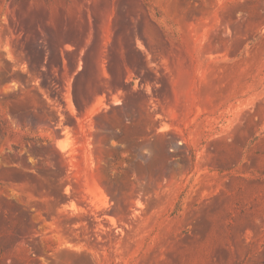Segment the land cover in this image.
Wrapping results in <instances>:
<instances>
[{"label": "rangeland", "instance_id": "obj_1", "mask_svg": "<svg viewBox=\"0 0 264 264\" xmlns=\"http://www.w3.org/2000/svg\"><path fill=\"white\" fill-rule=\"evenodd\" d=\"M0 264H264V0H0Z\"/></svg>", "mask_w": 264, "mask_h": 264}, {"label": "trees", "instance_id": "obj_2", "mask_svg": "<svg viewBox=\"0 0 264 264\" xmlns=\"http://www.w3.org/2000/svg\"><path fill=\"white\" fill-rule=\"evenodd\" d=\"M44 56H45V51H43V54H42V57H43V58H44ZM59 57H60V61H61L60 68L63 69V60H62V58H61V55H59ZM142 57H143V62L146 63L145 55H142ZM83 70H85V59H84V58H83V68H82L81 71H83ZM81 71H80V72H81ZM75 93H76V92H75V87H74V88L72 89L73 101H74L75 106L79 109V102H78V100H77V97H76V94H75Z\"/></svg>", "mask_w": 264, "mask_h": 264}]
</instances>
